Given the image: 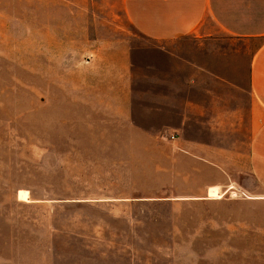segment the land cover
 <instances>
[{
    "label": "rangeland",
    "instance_id": "rangeland-1",
    "mask_svg": "<svg viewBox=\"0 0 264 264\" xmlns=\"http://www.w3.org/2000/svg\"><path fill=\"white\" fill-rule=\"evenodd\" d=\"M243 47L153 41L122 0H0V264H264L256 210L239 226L222 205L179 199L197 180L180 176L188 163L171 132L209 131L191 122L153 144L155 131L124 122L131 109L134 123L159 125L148 108L162 94L172 111L180 94L200 101L181 79L196 61H247ZM118 61H132L129 82L113 73ZM232 134L216 141L246 150L247 129Z\"/></svg>",
    "mask_w": 264,
    "mask_h": 264
},
{
    "label": "crops",
    "instance_id": "crops-1",
    "mask_svg": "<svg viewBox=\"0 0 264 264\" xmlns=\"http://www.w3.org/2000/svg\"><path fill=\"white\" fill-rule=\"evenodd\" d=\"M122 2L131 26L153 41L166 44L194 36L209 41L228 38L245 46L243 52L247 51V61L241 64L236 61L199 64L196 61L195 73L181 79L185 86L187 82L194 83L196 93H202L200 101L192 103L187 101L186 93L180 94L183 101L172 111L163 105L166 95L162 94V105L148 108L159 125L151 124L146 128L134 123L131 109L126 112L124 122L133 132L155 131L148 134L153 144L165 138L164 130L180 131L191 122L209 131L195 140L183 139L171 132L179 163H188L187 170L180 176L197 180L196 187L179 199L203 206L222 205L227 218L234 221L233 225H249L252 210H256V219L264 220V0ZM112 71L120 81L129 82L133 63L118 61ZM238 72H242V76ZM170 114L176 115L177 126L170 122ZM240 129H247L248 134L246 140L237 145L246 146V150L235 148L234 143L216 141L224 137L223 134L227 136L230 132L233 136L232 133ZM213 186L229 196L210 197L209 189ZM232 191L237 192L236 197L231 196Z\"/></svg>",
    "mask_w": 264,
    "mask_h": 264
},
{
    "label": "bare ground",
    "instance_id": "bare-ground-1",
    "mask_svg": "<svg viewBox=\"0 0 264 264\" xmlns=\"http://www.w3.org/2000/svg\"><path fill=\"white\" fill-rule=\"evenodd\" d=\"M209 195H210V197H213V198H221L223 193L220 191L219 187L213 186V187H210V189H209ZM232 196L233 197L237 196L235 191L232 192ZM18 197H19V199L28 201L29 197H30L29 191L27 189H19L18 190Z\"/></svg>",
    "mask_w": 264,
    "mask_h": 264
}]
</instances>
